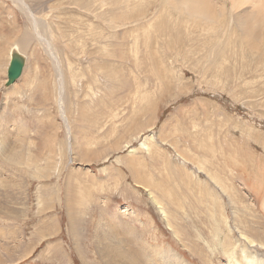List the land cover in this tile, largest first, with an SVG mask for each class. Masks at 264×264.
I'll return each instance as SVG.
<instances>
[{"label": "rangeland", "instance_id": "1", "mask_svg": "<svg viewBox=\"0 0 264 264\" xmlns=\"http://www.w3.org/2000/svg\"><path fill=\"white\" fill-rule=\"evenodd\" d=\"M162 1L0 0V264H230L229 228L264 243V21L254 40L252 0H217L218 26Z\"/></svg>", "mask_w": 264, "mask_h": 264}, {"label": "bare ground", "instance_id": "2", "mask_svg": "<svg viewBox=\"0 0 264 264\" xmlns=\"http://www.w3.org/2000/svg\"><path fill=\"white\" fill-rule=\"evenodd\" d=\"M261 1L262 0H252L250 2V3L253 4V8H252L251 11L246 10V11L243 12V14H239V13L236 14V17H235V19H236V25L239 28L244 29L245 32L249 28L255 29V32H256V26L259 27L260 25H263L262 23L264 21V6H263L264 2L263 1L261 2ZM231 2L233 4V7L234 8H237V7H239V6L243 5V4H246L245 2L242 3L241 0H231ZM177 3H185V4L192 5L193 6L192 9H191V14L192 15H196V14H198L200 12L199 6H202V5H208L209 6L210 12H211V20H210V22H208L207 24H197V25L218 26L219 23H221V24H224L225 23L226 8L224 6V3L222 5H220V4L217 3V0H163L162 1V4H166L167 6L170 5L171 7L174 4H177ZM173 17H175V16H173ZM246 18H249V19L248 20H245ZM174 20L177 21V22L182 20L183 22L189 23L186 18L182 17L179 14H177V16L174 18ZM256 35H259V33L258 34H257V32L255 33V35L253 37L254 40H258V37ZM253 38H252V40H253ZM214 66H215V64H214ZM147 147H148V145H147ZM150 195H151V197H153L152 199H154V202L153 201L152 202L155 203V205L159 208V210L162 213L163 217H165V218L167 217L166 219H168L167 220L168 221V224L172 228L173 227V225H172L173 224V221L169 220V218L171 216L170 215L168 216L166 214L167 212H165V210L163 209V206L157 200V198L153 195L152 192L150 193ZM113 225H115V224H112V226ZM115 226H113L112 227V230H111L114 233L110 234L111 236L109 235V237H112V238H106V239L110 240L111 242L116 241V243H119V242H122L123 243L124 242L123 239L118 240L119 239V234L117 233V231L115 229L116 228ZM117 226H118V224H117ZM229 230L230 231H228V234L233 233V231H232L231 228H229ZM228 234L226 233L223 236V238L225 239V241L226 240L229 241L230 246H229V248L228 247L227 248H224V244H223V248H224L225 254L227 253L226 255H228V257L231 258L230 264H261L260 256H263V255H260V254L258 255L257 250L259 248L260 249H264V243L256 242L249 235L243 233L242 236H241V240L244 241L245 244H247V247L248 248H246L244 245H243V248H242V245H241L240 250H238L237 247H236V245H233V243H232L233 241H231V239H229ZM106 236L107 235H103L102 240L105 239ZM241 240H239V241H241ZM239 241L237 240L238 243H239ZM255 248L257 250H255ZM101 249H102V252L104 253L105 257L108 259V261H111L115 257V256H112L113 254L116 255L115 250H113L108 243H107V246H105V244H103V246H102ZM239 254H240V256L237 257V255H239ZM131 258L133 259V257H131ZM134 261H135V264H138L137 259H134Z\"/></svg>", "mask_w": 264, "mask_h": 264}, {"label": "water", "instance_id": "3", "mask_svg": "<svg viewBox=\"0 0 264 264\" xmlns=\"http://www.w3.org/2000/svg\"><path fill=\"white\" fill-rule=\"evenodd\" d=\"M10 57V63L7 68L8 80L5 83L6 88H10L21 78L26 66V56L18 48H12Z\"/></svg>", "mask_w": 264, "mask_h": 264}, {"label": "clouds", "instance_id": "4", "mask_svg": "<svg viewBox=\"0 0 264 264\" xmlns=\"http://www.w3.org/2000/svg\"><path fill=\"white\" fill-rule=\"evenodd\" d=\"M176 12L186 18L189 23L207 24L211 20V12L208 5L199 6L200 12L196 15L191 14L192 5L185 3H177L172 6Z\"/></svg>", "mask_w": 264, "mask_h": 264}]
</instances>
